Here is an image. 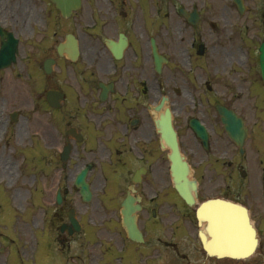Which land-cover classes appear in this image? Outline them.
Listing matches in <instances>:
<instances>
[{"label":"flooded vegetation","instance_id":"af4514ba","mask_svg":"<svg viewBox=\"0 0 264 264\" xmlns=\"http://www.w3.org/2000/svg\"><path fill=\"white\" fill-rule=\"evenodd\" d=\"M38 1L42 0H18V13L12 18L10 0H0V64L7 55L6 48L10 46L8 32H13L23 41L28 33L27 19L34 24L40 23L41 17L28 7L29 3ZM196 1L204 4L202 0H133L131 3L126 0H111L109 3L105 0H82V5H88L84 22L89 28L79 21L73 22L81 14L80 10L69 19L62 20L59 9L52 4L54 84L45 89L44 83L40 82L38 87L42 97L51 89L61 92L63 101L59 108H52L55 125L38 132L41 153L44 158L49 156L46 167H50L54 176L72 181L71 184L59 185L61 210L67 215V211L74 209L83 224V231L86 227L82 219L88 214L89 222L99 229L116 224L129 186L134 178L137 179L132 193L134 197H140L136 200L141 205L138 222L141 229H151L154 233L150 239L146 234L143 244L125 237L118 238L114 259L121 264H141V261L154 264L152 253L157 242L179 245L172 239L183 238L181 246L184 248L183 244L192 242L193 234L196 235V244L197 241L199 243L197 264H264L263 204L252 206L247 203L259 237V245L253 255L238 261L207 256L199 237L200 226L195 210L186 204L171 184V149L161 140L156 128L158 116L154 105L157 97L166 95L171 101L177 96L189 95L183 102L189 105V109L182 103L178 111H172L180 148L192 167L193 176L199 181L204 180V170L211 168L209 180H231L243 172L247 178V159L250 165L252 147L250 145L247 152V140L250 141L252 131L249 130L243 147H238L226 133L217 110L218 105L235 110L244 117L247 126V116L243 114L247 112V60H237L227 41L221 39L227 29L221 28L217 22L210 23V29L204 28L208 20L203 8L196 6ZM243 1L247 5V0ZM212 2L225 5L224 10H232L235 6L233 0ZM183 3L188 5V10L198 9L199 18L194 24L179 12ZM92 5L97 7L92 8ZM164 6L169 11L160 13ZM218 7L213 16L217 20H227L225 12H219ZM95 10L98 14L94 13ZM239 19L247 20V17L243 15ZM61 21L68 22L67 28L59 27ZM32 30L33 34L43 31ZM229 31L237 32L236 29ZM238 32L247 33L245 20ZM67 34L75 35L79 42L80 54L75 61L59 56L55 49L65 41ZM208 35L215 38L210 47L205 41ZM152 41L157 44L163 62L158 73ZM165 71L167 73L158 90L156 74L163 75ZM234 71H240V75L230 77ZM191 74L194 83L191 82ZM12 77L11 66L0 69V88L4 86L5 90H10ZM189 81L192 85L188 86ZM175 82L181 84L176 85ZM24 90L18 92L24 93ZM237 98H243L245 103ZM240 105L244 109L238 110ZM65 109L69 118L62 127L59 119ZM184 109L189 112H183ZM193 121L206 127L207 147L194 131ZM68 129L74 131L68 134ZM261 132L263 135L259 138L262 142L256 150L262 157L261 163H264V132ZM67 144L71 148L68 159L64 161L62 156ZM210 156L212 162L208 160ZM206 159L207 163L202 164ZM86 168L92 193L88 202L83 201L80 190L74 185L77 175ZM261 178L264 180V166ZM200 190L201 185L199 193ZM244 200L250 201L251 195L247 193ZM63 219L61 216L60 220ZM63 223L66 222L63 220ZM66 224L72 233H62V238L58 234V239L64 246L76 247V241L83 232H77L69 222ZM121 224L119 220L118 226ZM110 250L108 247L105 254ZM186 253H180L183 260Z\"/></svg>","mask_w":264,"mask_h":264},{"label":"rangeland","instance_id":"374dc122","mask_svg":"<svg viewBox=\"0 0 264 264\" xmlns=\"http://www.w3.org/2000/svg\"><path fill=\"white\" fill-rule=\"evenodd\" d=\"M17 1L10 0L12 18H15L18 13ZM103 1L92 0V2ZM105 1L111 2V0ZM204 1L203 12H212L213 5L209 0ZM126 2L131 3L133 0H126ZM247 4L251 8L250 12H247V21L245 20L247 22V41L243 40L241 32H238L243 27L238 18L234 16L233 9L225 11L227 20L220 19L218 21L208 14L206 18L209 19V22L218 21L221 28L228 31L237 30V32L226 31L221 36L223 40H229L227 43H230L237 60L242 61L244 59L245 52L243 49L247 43V112H243V114L247 116L248 125L253 131L250 140L252 146L250 166L254 173L258 174L261 167L260 155L256 147L262 140L259 138L262 132L259 131H264V89L260 83V73L258 72V48L264 41V29L261 20L264 15V0H247ZM28 7L31 11L38 13L41 17L40 23L34 24V21L27 19L28 33L21 42L20 62L12 68L13 82L10 90H5L4 86L0 88V264H53L54 259H61L63 263L67 262L66 264H68L69 259L73 257L72 255L79 256L81 259L83 257L82 261L76 258V264H103L100 262L103 260V256L110 257L109 253L104 254L107 246L113 249L118 247L117 242L120 238L118 234L120 232L119 216L116 224H109L108 228L105 229H95L89 225L87 232L92 229L93 237H87V240L85 237H80L76 241V247L73 245L71 248H65L63 243L56 240L55 233L57 230L52 228L53 221L59 222L60 217H65V215L62 214L60 207L53 203V192H55L58 176H54L50 168H46L40 161L42 159L48 163L49 156L44 158L41 153L42 145L39 141L38 132L43 129H50L52 125H55V122L53 114L49 112V107L40 95L41 88L39 89L37 84L39 85L41 79L45 89L54 84L53 75L45 76L42 68L44 58L53 54L51 46L54 38L53 36L48 37L51 34V29L54 28L52 24L53 11L52 6L46 1L29 3ZM96 7L92 5V8ZM168 11L166 6L159 10L160 13ZM86 12H88V5L83 7L81 14L77 15L73 22L79 21L86 28H89L84 22ZM94 13L98 14V11L95 10ZM67 23L61 22L59 27L67 28ZM32 28L43 31L37 33V37L36 34H33ZM204 28H210L208 22ZM36 39L37 42H35ZM214 39L213 35L205 37L209 47L213 45ZM236 67H238L237 64ZM166 73L165 71L163 75L156 74L155 85L158 90L161 89V80ZM239 75L240 71H234L230 77ZM191 82H195L193 74H191ZM191 82H188V86L192 85ZM175 84L180 85L181 83L175 82ZM23 88L25 89L24 93L18 92ZM191 89L195 91L192 87ZM185 97H189V95L177 96L170 101L175 112L186 101ZM237 100L245 103L243 98H237ZM184 106L189 109V105L184 104ZM18 109L20 110L19 118L12 122L9 115ZM242 109L244 106L240 105L238 110ZM184 111L189 112L186 109ZM68 113L65 109V113L60 114L61 123L68 120ZM210 153L208 155H211ZM208 160L209 162L213 161L211 156ZM206 163L207 159L202 162V164ZM252 170L249 171L247 180H240L237 175L235 181L209 180L208 177L212 174V169L204 170L206 178L201 180V186H203L201 189L202 199L221 194L230 196L238 194L245 198L248 192L251 195L249 203L254 206L259 204L258 199L264 200V181L260 178L256 179ZM245 182L247 184H244ZM64 183L71 184L72 181H64ZM90 224L93 225V223ZM147 237H153L150 229L147 231ZM156 249L165 255L157 259L156 264H179L174 262L175 259L165 245H156L155 254L158 253ZM191 251L194 252V249ZM192 257L183 264H197L195 256ZM175 261L180 262V260ZM74 262L75 259L70 264Z\"/></svg>","mask_w":264,"mask_h":264},{"label":"water","instance_id":"95a60500","mask_svg":"<svg viewBox=\"0 0 264 264\" xmlns=\"http://www.w3.org/2000/svg\"><path fill=\"white\" fill-rule=\"evenodd\" d=\"M55 1L58 2L63 12H69L71 9L79 6V0L69 1V3L63 0ZM238 5L241 6L239 2ZM260 51L264 79V43L261 45ZM68 53L73 56L74 52L69 50ZM49 100L52 104V95H50ZM221 114L228 133L235 140L241 142L244 136L242 120L228 110H221ZM159 127L164 139L171 145L173 150L171 160L175 188L189 204H194L193 192L197 191V185L194 180L188 178L189 167L178 152L176 134L172 127L169 113L160 121ZM77 183L82 185L83 193L88 196V186L85 184L83 176H79ZM134 211V208L130 207V204L125 205V210L123 211L125 216L124 226L130 238L139 240L141 239V233L136 225ZM197 215L200 220L208 221L209 227L213 229V236L216 239L215 243L219 246L218 248L213 242L205 241L210 254L220 257L232 256L240 258L249 255L254 250L257 244L255 230L251 226L249 215L240 205L222 199H211L203 202L198 207ZM215 226L216 228L214 229Z\"/></svg>","mask_w":264,"mask_h":264}]
</instances>
